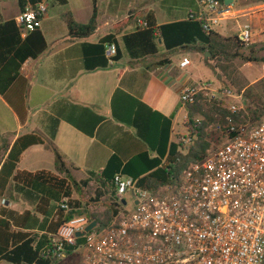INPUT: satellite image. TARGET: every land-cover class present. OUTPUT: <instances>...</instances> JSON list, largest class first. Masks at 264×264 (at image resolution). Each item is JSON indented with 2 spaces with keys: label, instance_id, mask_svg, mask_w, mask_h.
<instances>
[{
  "label": "crops",
  "instance_id": "obj_1",
  "mask_svg": "<svg viewBox=\"0 0 264 264\" xmlns=\"http://www.w3.org/2000/svg\"><path fill=\"white\" fill-rule=\"evenodd\" d=\"M129 1L67 0L64 6L51 2L39 28L46 48L37 57L25 59L19 67L14 50L6 53L7 44L16 38L13 28L3 34L2 38L6 35V39L0 42V59L3 57L0 61V249L10 248L12 240L19 243L30 238L35 239L34 246L42 243L43 247L56 228L57 192L40 182L28 185L14 180L16 173L46 172L64 178L65 172H58L55 165L56 151L69 175L79 182L86 180L89 173L101 172L111 157L118 158L122 165L140 154L154 158L157 153L153 150H163L165 143L166 157L170 144H177L180 136L188 134V109L179 103L182 88L192 85L193 75L188 71L192 60L188 55L200 57L208 50L201 52L202 45L196 43L168 51L158 42L155 54L131 59L122 37L134 32L137 21H143L148 13L159 26L185 20L191 14H206L205 8L183 14L171 9L157 11L152 4L154 0ZM93 5L96 17L92 34L85 39L70 38L68 17L76 24H86ZM21 10L18 0H0V25L13 21ZM218 12L220 21L212 29L217 43L212 42L214 58L207 62L217 65V58H222L224 49L246 25L252 34L247 45L252 46L254 57L261 59L264 0L227 3L223 0ZM132 15L136 18L124 24L123 20ZM110 34L121 58L105 68L86 69L84 54L90 50L85 45L96 44ZM183 58L190 65L181 70L179 62ZM90 60L95 59L90 57ZM242 64L253 68L258 62L244 60ZM251 73L253 76L247 78L242 92L262 79L255 76V71ZM23 138H37L41 143L28 146L9 175L8 156L15 145L16 149L20 147L23 142H18ZM74 195L73 192L72 199L77 198ZM2 263L11 264L0 260Z\"/></svg>",
  "mask_w": 264,
  "mask_h": 264
},
{
  "label": "built area",
  "instance_id": "obj_2",
  "mask_svg": "<svg viewBox=\"0 0 264 264\" xmlns=\"http://www.w3.org/2000/svg\"><path fill=\"white\" fill-rule=\"evenodd\" d=\"M52 1L27 4L21 10L13 20L20 37L40 28ZM198 1L206 14L194 17L203 21L206 31H212L220 21L222 2ZM137 27L145 28L146 24L138 20ZM251 36L246 25L236 38L248 44ZM115 54L116 46L107 44L106 58L110 60ZM189 65L183 58L179 69ZM260 68L264 73V62ZM201 97L217 105L228 104L224 106L229 113L225 125H217L222 142L186 164L173 182L154 190L138 187L133 178L116 174L112 182L113 219L104 224L87 215L66 220L48 235L39 258L62 259L66 248L82 239L73 251L79 264H264V117L254 124L237 123L243 93L229 87L200 81L179 93L185 106L196 104ZM237 114L234 120L232 115ZM193 122L194 127L201 124L200 119ZM195 138L189 130L180 136L178 152L185 154ZM125 195L131 198L130 203ZM69 211L68 199L62 198L54 217ZM93 220L97 226L77 238L76 233L83 232Z\"/></svg>",
  "mask_w": 264,
  "mask_h": 264
},
{
  "label": "trees",
  "instance_id": "obj_3",
  "mask_svg": "<svg viewBox=\"0 0 264 264\" xmlns=\"http://www.w3.org/2000/svg\"><path fill=\"white\" fill-rule=\"evenodd\" d=\"M41 0H18L22 9L27 5L34 6ZM223 1V0H219ZM52 3L58 6H64L67 4V0H53ZM95 17L96 6L93 5L92 16L86 24H76L70 17L67 19L68 35L72 39H85L89 37L95 29ZM136 16H129L123 23L127 24L131 22ZM143 22L146 24L145 28L135 29L134 32L126 34L122 37V42L128 56L131 59H138L146 55H153L157 52V43L160 42L165 50L172 51L175 49H182L200 43L202 45L201 50H213L212 42L216 43V34L213 31H206L203 28V21L189 15L187 19L177 22H170L156 26L153 15L148 13L144 16ZM13 28L16 38L6 46V53L14 50V56L18 59L17 66L19 67L25 59L31 57H37L46 48L45 40L39 31L35 29L24 38L21 42L18 30L14 24V21H9L0 25V42L4 38L3 34H6L7 30ZM12 30V29H11ZM214 40V41H213ZM114 42V36L112 34L105 36L96 44L85 45L90 51H85L84 65L86 69H94L96 67H107L112 61H118L121 58V52L117 48L116 54L110 60L105 56V45ZM231 43H235L237 47H246L247 55L243 57V60L247 62H264V58L257 59L254 57V50L252 46L241 43L234 39ZM218 46V45H217ZM16 47V48H15ZM90 57H94V61L90 60ZM211 58H214V54H211ZM0 61H3L0 59ZM218 110L217 117H209L208 120L216 122L219 126L225 125V117L229 113L224 109V102H221ZM188 109V121L186 126L191 133L196 134L194 144L188 149L185 154L178 152L181 147L179 144H170L168 153L165 157L166 143L163 150H153L157 154L154 158H149L148 154H140L135 158L129 160L124 165L116 157H111L105 168L99 173H89L86 180L75 181L64 167V163L60 155L55 151V165L57 171L60 173L65 172L64 178L55 177L46 172H38L35 174L27 172H18L14 176V180L21 181L30 185L33 182H40L46 188H50L57 192V201L62 198H67L70 206V211L64 215L58 213L56 221V228L65 222L66 220L81 215H87V206L90 203H98L100 198L104 195L112 196L114 193L113 178L116 174L121 173L129 176L137 181V186L154 190L160 185L169 184L173 182L176 175L182 170V168L191 161L200 159L203 152L208 149L209 144L207 139H210L213 135H208L204 132L206 123L194 127L192 120L193 105H187ZM234 120H237V115H232ZM218 141V137H215ZM23 142V143H21ZM18 143H21L20 147L16 149V145L11 150L7 163H10V174L14 171L16 163L19 160L21 153L30 145L41 143L37 138L33 139H21ZM17 143V144H18ZM94 181L97 186L96 194L94 198L86 200L82 193V188L87 187L89 182ZM73 192L77 195L76 199H72ZM57 202V203H58ZM104 205L110 207L111 204L104 201ZM113 215L116 214V210H112ZM105 223H108L105 222ZM104 224V222L102 223ZM11 236H13L11 234ZM46 237H42L44 239ZM47 238L45 239V241ZM35 239H25L19 243H15L13 240L11 246L0 249V260H4L11 264H54L56 260H42L39 258L38 253L42 248V243H38L35 246ZM82 239L76 240V245L67 247L65 250L66 256L73 255V251L78 245H80ZM46 243V242H45Z\"/></svg>",
  "mask_w": 264,
  "mask_h": 264
},
{
  "label": "rangeland",
  "instance_id": "obj_4",
  "mask_svg": "<svg viewBox=\"0 0 264 264\" xmlns=\"http://www.w3.org/2000/svg\"><path fill=\"white\" fill-rule=\"evenodd\" d=\"M130 1L135 3V0ZM152 4L157 11L171 9L172 11L183 14L188 12L193 13L197 11L199 7L202 8L199 4V1L197 2L196 0H164L162 3L159 0H154ZM241 23L243 24L244 21H241ZM201 52L204 53L205 50H202ZM246 52V47H237L235 43H231L227 48L224 49L222 58H217V65L219 66L218 71V67L216 64L214 66L213 62H207L212 59L211 54H214L212 50L211 53H204L200 57L194 56L191 53L188 55L189 59L192 60L188 71H190L193 75L190 80L192 85L198 84L200 81L209 82L213 85H216L217 87L232 88L238 93L242 92V89L247 83V78L252 74L251 71H255V76L262 77V79L242 92L243 99L239 104L242 109L240 112L239 120L237 121V123L239 124H254L264 117V73L260 68L262 62L254 64L253 68L249 66L242 67V62L244 61L243 56H245ZM172 56L173 59H175L176 54H173ZM260 58H264V55H260ZM251 76H253V74ZM226 104L227 103H224V106ZM182 106L186 107L185 105ZM220 106L221 105H217L216 103L209 102L206 97H201L199 101L192 107V120L194 121L195 119H200L201 123H206L204 132L208 133V135H213L210 139H207L209 147H215L220 142H222V139L219 138V131L217 129L218 124L214 121L208 120L209 117L215 118V115L218 113V110L216 108H220ZM215 137H218L219 140L216 141ZM96 190L97 186L94 181H92L91 184H88L87 187L82 188L84 198L86 200L94 198ZM73 197L75 198L76 195H74ZM125 199L127 203L131 202V198L129 197V195H125ZM104 201L110 203L111 206H105ZM88 206L92 210V212H90L89 209L86 208L89 217L99 222H109L114 217L112 213L113 196H109L108 194L104 195L100 198L98 203H90V205ZM55 264H79V260L78 257L73 254L66 256L63 260H60Z\"/></svg>",
  "mask_w": 264,
  "mask_h": 264
},
{
  "label": "water",
  "instance_id": "obj_5",
  "mask_svg": "<svg viewBox=\"0 0 264 264\" xmlns=\"http://www.w3.org/2000/svg\"><path fill=\"white\" fill-rule=\"evenodd\" d=\"M227 1H231V0H225L226 3H227ZM206 54H209V52H206ZM206 54H205V55H206ZM97 224H98L97 221H95V220L91 221V222L86 226V228L84 229L83 232L76 233V237H77V238L82 237V236L84 235L85 232H89L91 229H93L94 227H96ZM102 229H103V226H100V230H102Z\"/></svg>",
  "mask_w": 264,
  "mask_h": 264
}]
</instances>
